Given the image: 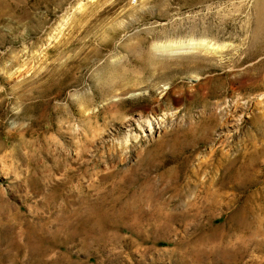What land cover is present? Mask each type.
<instances>
[{
  "label": "rangeland",
  "instance_id": "374dc122",
  "mask_svg": "<svg viewBox=\"0 0 264 264\" xmlns=\"http://www.w3.org/2000/svg\"><path fill=\"white\" fill-rule=\"evenodd\" d=\"M198 167L224 195L213 223H251L221 250L195 243L201 209L170 232L82 224L103 196L176 206ZM0 264H264V0H0Z\"/></svg>",
  "mask_w": 264,
  "mask_h": 264
},
{
  "label": "bare ground",
  "instance_id": "6f19581e",
  "mask_svg": "<svg viewBox=\"0 0 264 264\" xmlns=\"http://www.w3.org/2000/svg\"><path fill=\"white\" fill-rule=\"evenodd\" d=\"M125 77H128V76L126 75ZM108 82L110 83L111 86L119 85L118 83L115 82V80L113 81L110 79ZM147 123L148 124L146 125V122L145 124L144 122H140L139 125L143 129L144 131L143 133H145V135H147L148 137H153L155 134H160L164 131L165 124L162 120L157 121L155 125H153L152 122L149 121L148 119ZM154 151H155L154 149H151L150 151H148L147 156L152 155ZM218 153L219 152L217 151L216 155ZM218 159H219L220 168L222 169L224 173L223 175L228 180L239 178L242 175V173L240 172L241 169H233L234 168L233 166H235V163H236V158H230L228 153L220 152ZM201 170L202 169L200 167L193 170V176L196 178V180L193 181L194 186H192L191 189L194 190L195 194L188 198H185L184 200L179 201L177 204L178 206L177 205L173 206L170 200H163L160 194L151 193L149 198L145 200V204L141 202V203L133 205V209L140 210L137 215L133 213L132 211H130L129 209H117L115 201H113L112 199L109 200L107 197L103 196L100 201H97L91 204V206L88 208L89 210L92 211L89 217L90 221H88V219L85 221L82 220L83 221L82 224L83 225L91 224V226L97 225L98 227V225L100 226L101 224L109 222L110 220L112 221L115 220V222H117L118 224H121V223L124 224V223L131 222L132 232L136 234L140 233L141 235H144L142 233V228L144 227V225L149 223V225L154 227V230L160 227V228L167 229L168 230L167 232H170L174 229L173 225L174 224L176 225V223H178L179 220H182V223L185 224L186 220L184 222V219H188L192 217L195 213H196L195 214L196 216L198 213H200L201 210H203V212H206V216H207V222H208L207 231H205L200 237H198L195 243L197 245L205 246L207 248L208 246L213 245L210 247L211 250L213 249L221 250L217 248H220L219 242L223 239V237L227 234V232L230 231L229 221L242 222L245 228L248 227L251 223L247 222V220L244 219V216L246 213L244 212L245 207L239 208L236 212H232L231 214H228L227 220L225 222L221 224L213 223L218 217H221L224 214V212L219 210V207L223 203L224 195L222 193L219 194V192L212 194V191H211L212 189L210 188V185L207 186L205 181L199 177ZM220 177H222V175ZM221 179H222V184L228 181L224 179V177H222ZM199 194H201L202 196L201 198L199 197ZM211 194L212 196H211V199L209 200L208 197ZM151 206H153V208L150 210ZM146 207L147 209L143 210ZM220 209L222 208L220 207ZM142 213H144L146 217L143 218ZM187 221H190V220H187ZM109 224L110 223H108V225ZM83 225H82V229L84 227ZM93 228L96 229L95 227ZM85 230L87 232V229ZM155 238L156 239L154 240V244H157L163 239V238H157L156 236ZM165 239H167L174 246V249L172 250V252H177V250L182 249L183 252H186L187 254L192 253L196 257V260H198L197 259L198 257L194 252L195 248L185 247V244L180 238L171 239L169 237H166ZM201 246H199V248ZM225 253L226 252L224 250L222 254H225Z\"/></svg>",
  "mask_w": 264,
  "mask_h": 264
}]
</instances>
